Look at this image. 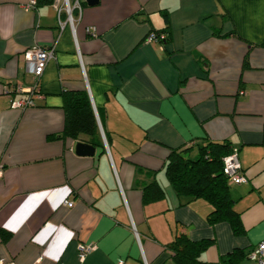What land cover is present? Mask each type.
Returning a JSON list of instances; mask_svg holds the SVG:
<instances>
[{
    "label": "crops",
    "instance_id": "0c3cea01",
    "mask_svg": "<svg viewBox=\"0 0 264 264\" xmlns=\"http://www.w3.org/2000/svg\"><path fill=\"white\" fill-rule=\"evenodd\" d=\"M64 1L0 0V264H175L168 245L180 235L214 241L203 262L253 264L264 241V0H79L73 26ZM166 29V42H145ZM36 46L56 49L44 99L14 110L36 86L25 57ZM83 91L99 147L62 136L65 96ZM81 141L95 154H76ZM209 142L239 151L248 181L230 195L242 235L168 181L173 151ZM154 181L165 199L144 205Z\"/></svg>",
    "mask_w": 264,
    "mask_h": 264
},
{
    "label": "trees",
    "instance_id": "16d2710c",
    "mask_svg": "<svg viewBox=\"0 0 264 264\" xmlns=\"http://www.w3.org/2000/svg\"><path fill=\"white\" fill-rule=\"evenodd\" d=\"M54 1L37 0V6L50 5ZM166 17L168 18V14ZM153 32L158 35L167 34V40H169L167 29ZM246 67H248L247 62ZM64 110L67 119L63 137L78 140L81 136H88L91 137L90 142L93 145L97 147L103 145L99 138H95L99 135V126L87 92L67 93ZM192 151L193 148H182L171 153L166 164L169 183L181 197L207 201L213 208L208 217L210 224L228 222L236 235H242L244 228L241 216L234 209V202L230 195L231 187L223 173V158L233 151L232 147L228 143L209 142L199 147L196 158H192ZM163 199H165V191L157 182H152L144 189V205ZM1 236L6 242L11 234L1 232ZM213 243V240L193 241L186 235H180L168 245V249L175 264H210L203 262L201 255ZM235 256L236 258L244 257V254L239 252Z\"/></svg>",
    "mask_w": 264,
    "mask_h": 264
},
{
    "label": "built area",
    "instance_id": "2783aa9c",
    "mask_svg": "<svg viewBox=\"0 0 264 264\" xmlns=\"http://www.w3.org/2000/svg\"><path fill=\"white\" fill-rule=\"evenodd\" d=\"M37 6V0H31V3L27 5L25 8L26 10L35 9ZM79 9L81 11V5L79 0L76 2L75 7L71 6L68 0L64 1V10L69 13V22L73 26V17L72 11L74 9ZM62 10H59V14L61 15ZM91 37H98V32L96 28H89L87 30ZM167 34H160L158 35L155 32H151L146 37L145 42L147 44H154V43H164L167 40ZM26 65L29 69V72L35 77L36 86L30 92V96L26 99L22 100H12L11 101V108L14 110H26L31 107L36 106V100L44 99L42 95L41 88H40V80L44 75L45 69L49 62L56 59V49L55 47L46 48V47H34L27 51L26 55ZM23 88L21 86H17L15 88L16 93H22ZM223 173L227 178L229 185H241L246 183L247 177L244 173L242 168L240 158H239V151L233 150L229 155L223 158ZM1 175V171H0ZM66 206L72 208L74 204L72 202L65 201ZM84 255L82 256L83 259L86 257V253H89L90 249L81 248ZM249 260L253 264H264V241H262L258 246L253 248L248 255Z\"/></svg>",
    "mask_w": 264,
    "mask_h": 264
},
{
    "label": "water",
    "instance_id": "95a60500",
    "mask_svg": "<svg viewBox=\"0 0 264 264\" xmlns=\"http://www.w3.org/2000/svg\"><path fill=\"white\" fill-rule=\"evenodd\" d=\"M99 1L100 0H86L87 4L90 6L98 5ZM74 151L80 156H92L95 154L96 150L92 145L81 141L75 145Z\"/></svg>",
    "mask_w": 264,
    "mask_h": 264
},
{
    "label": "rangeland",
    "instance_id": "374dc122",
    "mask_svg": "<svg viewBox=\"0 0 264 264\" xmlns=\"http://www.w3.org/2000/svg\"><path fill=\"white\" fill-rule=\"evenodd\" d=\"M198 151H196V152H193L192 154H191V156H192V158H196V156H197V153Z\"/></svg>",
    "mask_w": 264,
    "mask_h": 264
}]
</instances>
